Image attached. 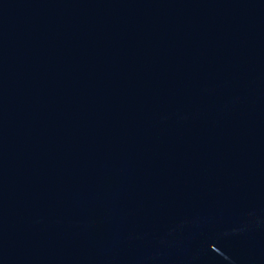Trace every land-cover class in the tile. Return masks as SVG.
Masks as SVG:
<instances>
[{
    "label": "water",
    "instance_id": "95a60500",
    "mask_svg": "<svg viewBox=\"0 0 264 264\" xmlns=\"http://www.w3.org/2000/svg\"><path fill=\"white\" fill-rule=\"evenodd\" d=\"M0 264H264V0H0Z\"/></svg>",
    "mask_w": 264,
    "mask_h": 264
}]
</instances>
